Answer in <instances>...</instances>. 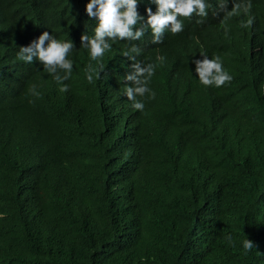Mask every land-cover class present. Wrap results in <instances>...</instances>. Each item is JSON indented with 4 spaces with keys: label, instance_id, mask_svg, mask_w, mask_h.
<instances>
[{
    "label": "trees",
    "instance_id": "trees-1",
    "mask_svg": "<svg viewBox=\"0 0 264 264\" xmlns=\"http://www.w3.org/2000/svg\"><path fill=\"white\" fill-rule=\"evenodd\" d=\"M89 2L0 0V264H264V0H205L147 52L157 6L137 0L145 34L96 61ZM45 31L74 45L62 83L19 58ZM203 56L231 82L202 85ZM137 62L154 66L143 110L125 95Z\"/></svg>",
    "mask_w": 264,
    "mask_h": 264
},
{
    "label": "clouds",
    "instance_id": "clouds-1",
    "mask_svg": "<svg viewBox=\"0 0 264 264\" xmlns=\"http://www.w3.org/2000/svg\"><path fill=\"white\" fill-rule=\"evenodd\" d=\"M153 2L157 6L156 11L153 13L151 8H147V19L143 23L147 28H150L149 45H145V52L157 48V45L162 42L166 29H170L172 34L182 32L184 25L179 19L180 17L200 20V17L207 16L208 6L205 0H153ZM241 7L247 13L251 9V4H235L228 15L235 14ZM85 10L89 18H95L98 21L95 29L87 33L88 36L82 34L80 38L82 46L88 49L93 61L102 58L105 52L111 49L112 43L138 40L145 34L144 26L137 27L145 20L137 10V0H90ZM218 11L224 16L227 14L224 10ZM194 14L196 16L192 17ZM252 23L253 20L249 18L246 24L242 26L249 27ZM207 26L213 32L217 29L216 23L212 20H209ZM211 35L213 36V34ZM73 46L72 41L57 40L48 31H45L28 46L20 47L19 58L27 63H32L35 58L43 64L46 71L52 74L57 73L58 69L63 70L65 72L63 77L60 75L54 76L57 82L62 83L69 78L72 71V61L67 57ZM132 51L138 53L139 49L133 47ZM125 55L127 56L128 53H125ZM194 64L195 73L204 86L221 87L232 80V76L223 68L219 57L209 59L207 56H203L202 59L194 60ZM130 70L132 72L129 74L125 72L124 81L130 82V86L125 88V95L128 100L133 101L132 107L134 110H143L144 104L137 101L136 96L144 97L148 93L150 99L155 98V93L147 87L150 78L154 75V66L152 64L142 66L137 62L132 64ZM94 71L95 69L89 66L87 79L90 83L93 82L91 73ZM67 90V85L60 89L62 92ZM243 246L250 251L254 244L247 239L244 241Z\"/></svg>",
    "mask_w": 264,
    "mask_h": 264
}]
</instances>
